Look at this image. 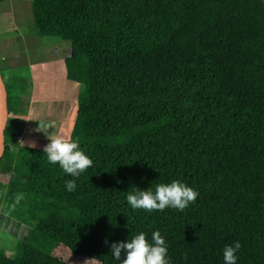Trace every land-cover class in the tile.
I'll use <instances>...</instances> for the list:
<instances>
[{"label":"trees","instance_id":"1","mask_svg":"<svg viewBox=\"0 0 264 264\" xmlns=\"http://www.w3.org/2000/svg\"><path fill=\"white\" fill-rule=\"evenodd\" d=\"M32 8L42 35L70 45L67 79L79 85L72 139L93 164L68 192L69 174L5 131L0 168L6 162L10 174L15 147L25 168L53 179L47 199L56 208L37 222L3 212L52 241L98 247L99 264H115L112 243L156 230L170 264H223L222 249L236 241L237 264H264V0H34ZM172 180L198 192L183 212L127 204L135 187ZM25 241L0 264H66Z\"/></svg>","mask_w":264,"mask_h":264},{"label":"crops","instance_id":"2","mask_svg":"<svg viewBox=\"0 0 264 264\" xmlns=\"http://www.w3.org/2000/svg\"><path fill=\"white\" fill-rule=\"evenodd\" d=\"M33 2L0 0V72L10 88L6 134L18 138L22 147L40 150L39 143L49 141L44 133L36 130L38 120L55 121L57 128L72 139L77 122L79 85L67 79L65 62L71 54L69 43L41 34L33 20ZM52 39L68 46L55 45ZM10 154L9 179L17 173L13 165H19L13 158L18 154L15 147L11 146ZM3 168L5 174V165ZM9 209L13 210L0 200V233L4 238L15 240L29 238L34 231L20 219L3 212ZM5 240L0 235V250L6 249Z\"/></svg>","mask_w":264,"mask_h":264},{"label":"clouds","instance_id":"3","mask_svg":"<svg viewBox=\"0 0 264 264\" xmlns=\"http://www.w3.org/2000/svg\"><path fill=\"white\" fill-rule=\"evenodd\" d=\"M38 121L36 130L44 133L49 141L43 148L47 161L58 164L65 174L72 177L65 181L64 187L66 191L74 192L77 188L76 180L92 166V159L85 154L77 140L57 128L55 121ZM49 128L54 131L49 132ZM197 196L198 192L194 188L180 180H172L168 184L156 185L154 191L135 187L127 194L126 201L132 210L143 209L151 213L172 208L183 212L195 202ZM110 247L115 264H170L166 240L158 230L151 232L150 238H146V233L139 232L124 241L112 243ZM240 248L239 241L225 245L222 249L223 264H237Z\"/></svg>","mask_w":264,"mask_h":264},{"label":"rangeland","instance_id":"4","mask_svg":"<svg viewBox=\"0 0 264 264\" xmlns=\"http://www.w3.org/2000/svg\"><path fill=\"white\" fill-rule=\"evenodd\" d=\"M52 40H54L53 42L55 45L60 43L64 47L68 46L66 43L57 39ZM47 143L48 142L39 143L38 148L43 151V148ZM9 158L11 159V154L9 155ZM13 158L14 160L16 159V164H19L17 166L13 165V167L17 169L16 175H12L9 179V175L4 174L3 165H5V162L0 168V174L6 176L0 177L1 202L15 210L13 211L9 209L10 213H12V217H19V215H21L25 217V220L30 222L46 220L48 218L49 208L52 209L53 216V214H55L54 209L56 208L55 201L52 200L51 202L48 200L49 198L47 196V187L53 179L51 177L29 171L22 164L18 154H14ZM20 170L23 171V174L20 173ZM23 176L25 180H23ZM17 201L19 202L17 203ZM42 204L45 205L44 208L41 206ZM0 235L2 240L6 238L4 241L6 243V249L0 250V254L7 257H14L17 253L18 240L11 239L9 237L4 238L3 236L5 235L1 233ZM25 242H28L33 247L40 249L45 253H48L52 257L62 260L66 264H99L96 259L100 254V249L93 245H81L79 243H75L73 244L72 249L69 245L63 243V241H52L48 237L37 233L35 230L29 238H26Z\"/></svg>","mask_w":264,"mask_h":264},{"label":"water","instance_id":"5","mask_svg":"<svg viewBox=\"0 0 264 264\" xmlns=\"http://www.w3.org/2000/svg\"><path fill=\"white\" fill-rule=\"evenodd\" d=\"M8 115L7 90L0 72V160L5 149V129Z\"/></svg>","mask_w":264,"mask_h":264}]
</instances>
